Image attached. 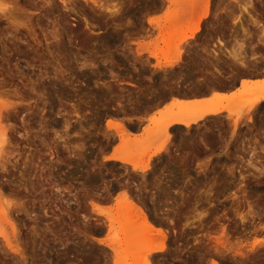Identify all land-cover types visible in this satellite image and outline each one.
Returning a JSON list of instances; mask_svg holds the SVG:
<instances>
[{
  "label": "rangeland",
  "instance_id": "1",
  "mask_svg": "<svg viewBox=\"0 0 264 264\" xmlns=\"http://www.w3.org/2000/svg\"><path fill=\"white\" fill-rule=\"evenodd\" d=\"M263 1L209 0L207 16L187 43H182V37L205 11L206 0L2 1L12 14L0 18V105L6 106L2 124L9 140L4 144L7 153L2 152L6 161L0 168V202L4 207L13 204L9 220L16 226V242L25 249V264H143L140 256L162 243L166 252L149 255L151 263L211 264V259H219L220 264H264V244L253 243L254 238H264V214L260 213H264V123L253 126L254 107L235 100L239 114L224 110L225 116L173 129L175 138L186 140L184 149L153 157L144 172L103 158L112 148L116 155L143 160L154 147L167 142L166 135L149 130L151 123L136 134L139 128L134 126L140 121L134 111L139 104H154L174 87L179 90V77L191 70L193 62L202 71L214 67L213 74L224 70L237 78L233 71L249 58L255 59L256 46L264 37ZM119 4L124 12L111 15ZM244 5L249 6L254 22L244 18L248 16L241 9ZM239 18H244L245 35ZM187 48L190 57L185 54ZM231 52L238 59H232ZM177 56V65H164ZM207 58L212 61L208 63ZM157 61L161 67L154 66ZM106 120L124 126L123 144L115 129L106 127ZM139 143L143 145L138 147ZM223 152L230 156L228 203L233 210L229 226L213 219L215 195L208 183L209 170L214 161L221 162L217 154ZM166 160L171 169L177 167L175 171L186 168L182 178H177L178 171L168 175L171 198L160 192L168 173ZM158 181L164 183L153 184ZM118 184L127 185L153 222L162 225L159 231L156 226L147 228L126 209L122 193L113 189ZM106 186L112 191L108 200L102 196ZM197 187L206 192H201L202 198H195ZM219 189L216 195L222 198ZM245 200H253L252 210L259 211L253 217L245 214L251 210L248 202L243 205ZM92 203L104 215L93 211ZM242 215L248 220L241 222ZM259 216L262 227L242 235L252 228L249 221ZM107 218L113 221L111 227ZM5 224L0 221V230L11 232ZM101 237L110 243H99ZM3 243L0 238V264H21ZM109 245L119 252L117 263Z\"/></svg>",
  "mask_w": 264,
  "mask_h": 264
},
{
  "label": "bare ground",
  "instance_id": "2",
  "mask_svg": "<svg viewBox=\"0 0 264 264\" xmlns=\"http://www.w3.org/2000/svg\"><path fill=\"white\" fill-rule=\"evenodd\" d=\"M3 0H0V18L1 17H6V19L7 18H9L10 17V15L12 14V11H11V9L10 8H8V7H6V5L2 2ZM61 1H63V0H61ZM93 1V3H96V0H92ZM133 0H130V2H132ZM129 2V3H130ZM260 2V1H259ZM264 2V1H263ZM121 3V2H120ZM129 3H128V5H129ZM250 3V2H249ZM122 4V3H121ZM121 4H119V6L118 7H116L115 8V10L111 13V15L115 12H119V11H123L122 10V6H123V4H122V6H120ZM209 0H206V3H205V11L201 14V15H199L198 16V19H197V21H196V23L195 24H193L192 26H190L189 28H188V33H185L184 35H183V37H182V43H187V41H189V40H191V39H193L194 38V35L196 34V32H198V30H199V21L202 19V18H204V17H206L207 16V14H208V10H209ZM264 7V6H263ZM249 8V6H246V5H244V6H242V10H243V13L245 14V15H248L247 16V18H246V16L244 17L245 19H250V20H252L253 22L255 21V18H253V15H252V13H251V11H250V9H248ZM125 9V8H124ZM112 11V10H111ZM124 12V11H123ZM242 13V14H243ZM243 14V15H244ZM9 15V16H8ZM110 15V16H111ZM117 16V15H116ZM113 17H114V15H113ZM243 18V19H244ZM243 19L241 18H239L236 22L237 23H240L241 24V29H242V32H243V34L245 35L246 33H247V28L245 27V25H244V23H243ZM245 21V20H244ZM148 22L149 23H152L153 22V20H152V18L151 19H149L148 20ZM235 22V20H234V23H236ZM87 24H89L88 22H87ZM85 40V39H84ZM204 40V39H203ZM206 40V39H205ZM219 43H222L220 40H219ZM199 45V44H198ZM187 47V46H186ZM200 47L203 49V52H204V49H205V47H204V44H201L200 45ZM189 51H188V50ZM186 50H187V52L185 53V54H187V55H189V53H190V48H187ZM206 50V49H205ZM220 50V49H219ZM202 51V50H201ZM216 51V50H215ZM226 51V50H225ZM208 52H209V49H208ZM213 52H214V50H213ZM212 52V53H213ZM202 53V52H201ZM230 53V52H229ZM208 54V53H207ZM214 54H215V52H214ZM218 54V53H217ZM191 55V54H190ZM190 55H189V57H190ZM202 55V54H201ZM209 56H210V54H208ZM212 55V54H211ZM216 55V54H215ZM152 56L153 57H155V58H157V54H152ZM231 57H232V59L234 58V59H236L238 56L235 54V52L234 53H232L231 52V55H230ZM206 57H207V55H206ZM211 57V56H210ZM215 57V56H214ZM203 58V57H202ZM209 58H207V59H205L206 61L208 60ZM211 59V58H210ZM210 59H209V62L208 63H210ZM238 59V58H237ZM157 60V59H156ZM203 60V59H202ZM215 60H216V58H215ZM211 61H212V59H211ZM178 62H180V56H177V57H174V58H171V59H167L164 63V65L165 66H167V67H174V65H177V63ZM217 62V61H216ZM157 63V64H156ZM156 63H154V66H159V67H161V64H160V62L159 61H157ZM212 63H214V62H211V64ZM253 63H255V62H253ZM252 64V63H251ZM112 65V64H111ZM214 65V64H213ZM215 65H217V64H215ZM166 67V68H167ZM113 69V68H112ZM170 69V68H169ZM250 69V68H249ZM197 70V69H196ZM195 70V71H196ZM110 71V70H109ZM197 71H199V70H197ZM221 71V72H220ZM219 72H220V74L221 75H223L222 73H224V71L223 70H220ZM223 71V72H222ZM233 71V70H232ZM241 71V70H240ZM243 71V70H242ZM250 71H252V70H250ZM248 72V70H247V72L248 73H250L251 74V72ZM256 71V70H255ZM254 71V72H255ZM219 72L217 73V74H219ZM234 72V71H233ZM244 72V71H243ZM242 72V74H244ZM257 72V71H256ZM191 73V72H190ZM206 73V72H205ZM245 73H246V70H245ZM259 73V72H258ZM165 74V73H164ZM200 74V73H199ZM199 74H196V75H199ZM211 74V73H210ZM234 74H236V73H234ZM241 74V73H240ZM239 74V75H240ZM256 74V73H255ZM264 74V73H263ZM110 75H114V74H111V71H110ZM191 75V74H190ZM203 75V74H202ZM224 75H225V73H224ZM246 75V74H245ZM189 76V75H188ZM204 76V75H203ZM205 76H210L209 75V73H208V75H206L205 74ZM204 76V77H205ZM215 77H216V75H214ZM218 76V75H217ZM236 76H238V75H236ZM113 78H114V76H112ZM111 77V78H112ZM203 77V78H204ZM228 77L230 78V76L228 75ZM190 78H192V77H190ZM210 78H211V76H210ZM224 78H226V77H224ZM188 80H189V77L187 78ZM193 79V78H192ZM204 79H208V78H204ZM174 80H177V79H174ZM187 80V81H188ZM200 80V79H199ZM203 80V79H202ZM202 80H200L201 82H203V83H201V82H199L198 83V80H197V82H194V87H195V85H197V83L199 84V86H196L195 88L193 87V90L194 89H196V91H197V89H199L200 91H201V89L203 90V89H205V88H212L213 90L215 89V87L217 88V86H221L222 88L223 87H225V86H227L228 87V82L227 81H225V79H222V78H219V77H217V79L216 78H213V79H211V81H210V83H208V82H205V84H204V81H202ZM210 79H208V81H209ZM226 80H228V79H226ZM173 81V80H172ZM189 81H191V80H189ZM207 81V80H206ZM96 82H99V81H96ZM175 82V81H174ZM191 82H193V80L191 81ZM196 83V84H195ZM84 84V83H83ZM188 84V83H187ZM187 84L185 85V86H187ZM190 84V83H189ZM192 84V83H191ZM176 85H177V83H176ZM181 86V85H180ZM180 86H178V87H180ZM191 86V85H190ZM189 86V87H190ZM193 86V85H192ZM109 87V86H108ZM173 87H174V85H173ZM205 87V88H204ZM174 88H177V87H174ZM174 88H172V90H174ZM190 88H192V87H190ZM111 89V88H110ZM181 88H179V90H180ZM227 89V88H226ZM109 90V89H108ZM170 90V89H169ZM172 90H170V91H167L168 92V94L166 95V96H162V97H160V98H158L159 100H156L155 102H154V104L152 103L151 105L150 104H148L147 105V103L145 104V105H141L140 106V104L138 105V107H136L135 109H136V111H134L135 113H136V119L138 120V121H140V123H142V119H144V116H145V114L152 108V107H154V106H156V105H158L159 103H161V101H163L164 99H166V97L167 96H169V95H171V94H174L173 93V91ZM176 90V89H175ZM187 90V89H186ZM189 90H191V89H188V91ZM217 90V89H216ZM224 90V89H223ZM111 92V91H110ZM198 92V91H197ZM163 95V94H162ZM148 96V95H147ZM215 97L213 98V100H211V101H209V102H207V103H205V104H203V105H198V104H195V105H193V104H191V103H188V102H182V101H178V100H174L173 102V106H176V107H178V109L177 110H174V109H168V110H166L165 112H161L160 113V117H151L150 119H149V121H150V123L152 124V126L149 128V130H151V132H153V133H156V134H158V133H163L164 135H166L167 136V139H166V143L165 142H163V143H161V144H159L158 146H156V147H154L153 149H152V152L146 157V159H143V160H135V159H137V158H129L128 156H125V155H121V154H117L116 155V153H113L112 155H110V156H104L103 158H104V160H114V161H119V162H123V163H126V164H128V165H130L131 167H132V169L133 170H138V171H146V170H148L149 169V161H151V159L153 158V157H155V156H157V155H159V154H167V153H169L171 150H178V151H180V150H182V149H184V145H185V142H186V140H183L182 139V137L181 136H177L176 138H175V134H173L172 133V130L173 129H175V128H177V127H175V128H171V126H173V125H182V126H185V127H189L191 124L193 125V124H196L199 120H201L203 117H206V116H208V115H215V114H218V113H220L222 110H226V111H228V113L229 114H233V113H235V115L236 114H239V111H237V110H239V107L236 105V103L238 102V101H242L241 102V104H245L246 106H248L249 108H253V107H255L260 101H262V100H264V82H262V83H251V82H249V81H247V80H241V89L237 92V93H235V94H232L231 95V97L230 98H228V100H229V102H228V105L226 104V105H224L223 103H222V101L223 100H227V96L225 97V95H220V94H216L215 93V95H214ZM140 97V96H139ZM148 99H149V97L146 99L147 100V102H148ZM58 100H60V99H58ZM139 100V99H138ZM235 100L237 101V102H235ZM233 101V102H232ZM230 102H232V105H234V106H232L231 104H229ZM61 103V102H60ZM135 103V102H134ZM61 105V104H60ZM236 105V106H235ZM238 105H240V104H238ZM50 106H52V105H50ZM136 106V105H135ZM245 106V107H246ZM5 108H6V106L5 105H0V152L2 153V152H6L5 151V149H6V147L4 148V144L5 143H9V140H8V136H7V129L4 127V125L2 124V122H3V120H2V118H3V111H5ZM51 108V107H50ZM235 108H238V109H235ZM52 109V108H51ZM51 109H49V111L51 112L52 110ZM176 109V108H175ZM241 109H242V107H241ZM58 110V109H57ZM125 110V109H124ZM121 111H123V110H121ZM58 112V111H57ZM125 112V111H124ZM123 112V113H124ZM49 113V112H48ZM140 115H138V114ZM59 114V113H58ZM107 115V114H106ZM133 116H134V114H133ZM134 116V117H135ZM139 116V117H138ZM133 117V118H134ZM132 118V117H131ZM132 118V119H133ZM131 119V120H132ZM136 119H134V121L136 120ZM130 120V119H129ZM132 122H133V120H132ZM236 122H237V119H235V122H234V125H236ZM130 123V122H129ZM140 123H138L137 122V124L134 126V124H132L131 123V126L133 125L134 126V130H136V129H138L141 125H140ZM66 124V123H65ZM128 124V123H127ZM130 125V124H129ZM106 127L108 128V129H115L116 130V132H117V134H118V136H119V138H120V142H121V144H123L125 141H126V137H127V132L125 131V128H124V126H122L121 124H119L118 122L116 123H114L113 121H111V120H106ZM128 127H130V126H128ZM171 128V129H170ZM174 132V131H173ZM113 134V133H112ZM115 135V134H114ZM159 137V136H158ZM120 144V145H121ZM141 145H143V143H139L138 144V147L139 146H141ZM101 149V148H100ZM175 152V151H174ZM0 153V168H4V163L2 162V160L3 161H6V159H4V156H5V154L7 153H2L1 154ZM171 153V152H170ZM176 153V152H175ZM161 154V155H162ZM169 155H171V154H169ZM179 156H180V154H179ZM168 157V156H167ZM170 157V156H169ZM173 157V156H172ZM171 158V157H170ZM183 159H184V157H183ZM183 159H181L182 161H183ZM167 161V160H166ZM172 161V160H171ZM185 161V160H184ZM183 161V162H184ZM169 162H170V160H169ZM169 162L167 161L166 162V165H164V166H166V167H168L166 170H168V173L166 172L165 173V177H164V179H165V183L164 182H162V183H164L165 185H164V187L163 188H161V190H160V192H162L163 194H164V198H169L170 197V195H171V193H170V191L169 190H171V189H167V187L168 188H170L172 185L171 184H169L168 182L171 180L169 177H168V175H170L171 173H175V172H177V178H182L181 177V175H185V173H183V171H185V169H181V168H179V169H177V171H175V167H173L174 169H171L170 168V164H169ZM181 162V161H180ZM182 162V163H183ZM172 163V162H171ZM224 163H226L225 161H223V164ZM165 164V163H164ZM183 164H185V162L183 163ZM179 165H180V163H179ZM178 165V166H179ZM225 165V164H224ZM163 166V167H164ZM181 166V165H180ZM177 168V167H176ZM212 168V167H211ZM163 169V171H164V169L165 168H162ZM161 170V169H160ZM212 170V169H211ZM231 170V169H230ZM162 171V170H161ZM161 171H159V172H161ZM210 171V170H209ZM215 172V171H214ZM173 173V174H174ZM183 173V174H182ZM176 174V173H175ZM208 174V173H207ZM206 174V175H207ZM154 175V174H153ZM164 175V174H163ZM172 175V174H171ZM170 175V177H172ZM209 175V174H208ZM175 176V175H174ZM214 176V175H213ZM212 176V177H213ZM155 177H157V176H155ZM176 177V176H175ZM203 177V176H202ZM162 179H163V177H161ZM160 178V179H161ZM191 178V177H190ZM206 178V177H205ZM210 178V177H209ZM208 178V179H209ZM160 179H158V180H160ZM184 179H186V177L184 178ZM194 179H196V178H194ZM202 179V178H201ZM200 179V180H201ZM217 179V178H216ZM177 180V179H176ZM179 180V179H178ZM203 180V179H202ZM173 181V180H172ZM174 181H175V179H174ZM173 181V182H174ZM182 181H183V179H182ZM177 182V181H176ZM179 182V181H178ZM177 182V183H178ZM184 183H185V180L183 181ZM199 181H197V183H198ZM214 182V181H213ZM161 181H158L157 183H154L153 182V184H155L156 186H158V185H160L161 186ZM180 183H181V181H180ZM237 183V182H236ZM174 184V183H173ZM195 184H196V181H195ZM213 184V183H212ZM235 184V183H234ZM171 185V186H170ZM191 185V184H190ZM238 185H240V184H238ZM117 186V185H116ZM159 186V187H160ZM170 186V187H169ZM194 186V185H193ZM237 186V185H236ZM173 187V186H172ZM171 187V188H172ZM197 188H200V187H197ZM209 188H211L210 190L212 191V188L213 187H211V184H210V186H209ZM239 188V187H238ZM243 188V187H242ZM106 194H104V195H102L105 199H110L111 198V194H112V191H111V189L109 188V187H107L106 186ZM113 189L116 191V194H118L119 192H121L122 193V195H123V197L125 198V200H126V205H125V207H126V209L128 210V211H131L132 213H135L137 216H138V218L142 221V223L147 227V228H149V229H152V230H155L154 229V227L156 226L157 228H156V230L157 231H159V229L162 227V225H160V224H155L154 222H153V219L150 217V216H152V215H150V213H149V211L144 207V206H142L141 205V201L140 200H138V198L136 197V196H134L132 193H131V191L129 190V188L127 187V185H120V184H118V186L117 187H113ZM237 189V188H236ZM241 189V188H240ZM173 190V189H172ZM220 190V189H219ZM222 190V189H221ZM246 190V189H245ZM177 191V190H176ZM176 191L174 192V193H176ZM197 191H198V189H197ZM203 190H201V188H200V191L199 192H197V194L198 195H196V197L195 198H197V197H199V196H204L201 192H202ZM209 191V190H208ZM210 191V192H211ZM218 191V190H217ZM216 191V192H217ZM247 191V190H246ZM158 192V191H157ZM178 192V191H177ZM182 192L183 191H181L180 192V194H181V198L182 197H184L183 196V194H182ZM209 192V193H210ZM219 192V191H218ZM159 193V192H158ZM161 193V194H162ZM184 193V192H183ZM203 193L205 194L206 192H204L203 191ZM248 193V192H247ZM247 193H245V194H247ZM95 194H97V193H95ZM177 194V193H176ZM207 194H208V192H207ZM211 194V193H210ZM217 194V193H216ZM243 194V193H242ZM249 194H251V193H249ZM101 194H99V196H100ZM156 194H155V192H152V195H151V199L154 201V196H155ZM160 195V194H159ZM185 195H187V194H185ZM213 195V194H212ZM248 195V194H247ZM95 196V195H94ZM98 196V195H97ZM96 196V197H97ZM98 196V197H99ZM162 196V195H161ZM202 196H201V198H202ZM208 196V195H207ZM211 196V195H210ZM230 196H231V194H230ZM172 197V196H171ZM170 197V198H171ZM173 197H174V195H173ZM248 197H249V195H248ZM248 197H246V198H248ZM103 198V199H104ZM200 198V197H199ZM213 198V197H212ZM242 198H243V196H242ZM241 198V199H242ZM183 199V198H182ZM237 199V198H236ZM240 199V198H239ZM238 199V200H239ZM240 199V200H241ZM250 199V198H249ZM166 200V199H165ZM167 200H169V199H167ZM166 200V201H167ZM172 200V199H171ZM198 200V199H197ZM201 200V199H200ZM3 201V200H2ZM237 201V200H236ZM258 201V200H257ZM263 201V200H262ZM6 202L7 203H9V201H5V204H6ZM172 202H174V201H172ZM176 202V201H175ZM195 202H196V200H195ZM199 201H197V203H198ZM196 203V204H197ZM244 203H245V201H244ZM15 204L16 203H14V206H15ZM232 204V203H231ZM243 204V203H242ZM250 204H251V202L249 203L248 202V205H249V209H251L250 211L249 210H247V211H249L248 213H245V214H247L248 216L250 215L251 217H253V214L255 215V213L257 212H259V211H256V209H254V210H252V205L250 206ZM92 205V208H93V211L94 210H96V211H99L101 214L104 212L102 209H100L96 204H94V203H92L91 204ZM241 205V204H240ZM243 205H245V204H243ZM243 205H241V206H243ZM246 205H247V203H246ZM247 205V206H248ZM7 207H4L2 204H1V202H0V221L2 222V224L4 225L5 223H7V224H5L6 226L7 225H9V226H7V229H8V227L11 229H9L11 232H9V233H11V234H9L8 232L7 233H5V231L4 230H0V238H2V240H3V244H4V246H6L12 253H14V254H17L18 256H19V258L21 259V264H25V262H26V259H27V256H25L26 254V252H24V248L22 247V248H20L19 247V245H18V240H17V242H16V240H15V238H17L18 237V235H17V231H15V227L16 226H14V224L9 220V215H10V212L12 211V208H13V204H11V205H9V204H7L6 205ZM10 206V208H8ZM233 207V206H232ZM238 207V206H237ZM251 207V208H250ZM256 207V206H255ZM263 207V206H262ZM243 208H245V207H243ZM261 208V207H260ZM173 209H175V208H173ZM172 208H171V210H173ZM262 209V208H261ZM261 209H259V210H261ZM166 210H168V209H166ZM231 210H233V209H231ZM241 210V209H240ZM178 211V210H177ZM212 211H213V209H212ZM234 211H235V208H234ZM233 211V212H234ZM237 211V210H236ZM263 211V210H262ZM239 212V211H238ZM237 212V213H238ZM251 212V213H250ZM178 213V212H177ZM177 213H175V214H177ZM235 213V212H234ZM260 213L261 214H264V213H262L261 211H260ZM233 214V213H232ZM103 215H104V213H103ZM214 215V214H213ZM257 215V214H256ZM260 215V214H259ZM174 216V215H173ZM237 216V215H236ZM248 216H246V215H242L240 218V220H241V222L242 221H246V219L248 218ZM202 217V216H201ZM201 217L199 218V220L201 219ZM214 217H216V216H214ZM220 217V216H219ZM219 217H217V218H219ZM223 217V216H222ZM262 217V216H261ZM264 217V216H263ZM216 218V219H217ZM173 219V218H172ZM171 219V220H172ZM198 219V218H197ZM253 219V218H252ZM107 220L110 222L107 226L108 227H111L112 226V220L111 219H109V218H107ZM107 220H106V222H107ZM171 220H169L170 222H171ZM213 220V219H212ZM219 220V219H218ZM248 220V219H247ZM3 222H5V223H3ZM158 222V221H157ZM156 222V223H157ZM224 222V221H223ZM248 222V221H247ZM246 222V223H247ZM162 223V222H161ZM168 223V222H167ZM173 223H174V221H173ZM215 223H217V220H216V222ZM264 223V222H263ZM218 224H220V223H218ZM250 224V223H249ZM174 225V224H173ZM221 226V225H220ZM246 226V225H245ZM241 228V227H240ZM245 229V228H244ZM254 230V229H253ZM4 231V232H3ZM226 231V230H225ZM168 232V231H167ZM229 232V231H228ZM231 232V231H230ZM170 233V232H169ZM173 233V232H172ZM225 234H227V233H225ZM229 234V233H228ZM228 234L226 235V236H228ZM224 235V234H223ZM230 235V234H229ZM255 235V234H254ZM166 237V236H165ZM228 238V237H227ZM98 240V242L99 243H101V244H109L110 242H109V238H106V237H101V238H98L97 239ZM227 240V239H226ZM219 243H221V244H223L224 243V241H219V240H217ZM242 241V240H241ZM236 242H237V240H236ZM119 243V242H118ZM253 243H259V244H264V238H254V240H253ZM21 245H23V246H25V242L23 243L22 242V244ZM110 246V245H109ZM165 245H164V243H162V244H160V245H152L151 247H149L148 248V253L147 254H143V255H141L140 256V259H141V262H143V264H154V263H151L150 261H149V255H151V254H153V253H158V252H163V250H165ZM253 247H254V245H252V247L250 248V250H252L253 249ZM109 248H111V250L113 251V253H114V258H113V261L115 262V263H117L119 260L117 259V255L119 254V252L117 251V249H116V247L114 246L113 247V245H111ZM165 252H166V250H165ZM240 255H243V253L242 252H239V251H237ZM28 255V254H27ZM33 257V256H32ZM33 260V259H32ZM137 260L138 261H140L139 260V258H137ZM219 260V259H218ZM218 260H215V259H211V264H220L221 262H220V260H219V262H218ZM157 264V263H156Z\"/></svg>",
  "mask_w": 264,
  "mask_h": 264
},
{
  "label": "flooded vegetation",
  "instance_id": "3",
  "mask_svg": "<svg viewBox=\"0 0 264 264\" xmlns=\"http://www.w3.org/2000/svg\"><path fill=\"white\" fill-rule=\"evenodd\" d=\"M261 13H264V9L261 10ZM256 47L258 49H257V53H256L255 59L252 60L251 58H249V60L246 61V64L240 66V70L241 71L238 69L237 71H239V73H236L237 71H234V73H236L237 75H239L240 73L242 74V72L244 71L243 72L244 74H242V75H245V74H250V73H248L250 70H252V71H250L251 74H255V73L256 74H263L264 73V37L262 38V41L259 42ZM253 62H255V63H253ZM196 69L199 70V71H197ZM212 70H216V69L214 67H212ZM212 70H208V69L205 68L202 71V68H200L196 63L193 62V64L191 65V70H189V71H187L185 73H181V75L179 77V80H178L181 83L180 84L181 86L180 85H178V86H180L181 89H187L188 90V89H193L194 82H197V80H198V83H199V82H201L200 80L203 79L202 81H204V84H205V82L210 83L211 79H213V78H216L217 79V77L222 78V79H225V81H227V82H230V80H232L231 77L230 78L228 77V75L229 76L231 75L230 73L227 72V73H225V75H224V73H222L223 75H221L220 72L217 70V71H215V72H219V74L217 76V74H213L212 73L213 72ZM245 70H246V73H245ZM247 70H248V72H247ZM208 73L211 76V78H210V76L209 77L208 76H205V74L208 75ZM196 74H199V75H196ZM202 74L206 78H208L210 80L208 81V79H204L205 77ZM214 75H216V77ZM188 77H189V80H191V81L193 80V82L189 81L187 79ZM190 77H192L193 79L190 78ZM224 77H226V78H224ZM226 79H228V80H226ZM233 79H236L237 80V78H233ZM198 83H197V85H195V87L196 86H199L200 83L199 84ZM201 83H203V82H201ZM184 84L185 85L187 84V86H185ZM189 86L192 87V88H190ZM255 110L257 111V113H255L256 117L254 119L253 126L255 128L256 127L258 128L261 124L264 123V107L255 108ZM217 157L222 158V159H220L221 162L219 163V162L214 161L213 165L211 166L212 168H210L209 175H208V178L210 177L209 178V182H208L209 183V186L211 184V187H213L212 188V194L215 195L214 198H213L214 201L212 202L213 214H214L213 215V219L215 221L217 220V222H220V221H218V219L219 220H222V221H225L224 224L227 225V226H229V223L228 222L231 220V206L228 203V194H229L228 191H229L230 184H231V179H230V166H229L230 156L228 154H226V153L223 152V154H217ZM223 161L226 162V163H224L225 165L223 164ZM218 188L222 189V191H223V194H222L223 197L222 198H218V196L216 195V189H218ZM252 201L253 200H245L246 203L247 202H252ZM214 216H216V217H214ZM217 217H219V218H217ZM259 219H260V216L257 217V219H255V220L249 221V223L251 224V227L252 228L241 232V234L242 235H250V233L253 232V229H259V228H261L262 226H261V222L259 221Z\"/></svg>",
  "mask_w": 264,
  "mask_h": 264
},
{
  "label": "crops",
  "instance_id": "4",
  "mask_svg": "<svg viewBox=\"0 0 264 264\" xmlns=\"http://www.w3.org/2000/svg\"><path fill=\"white\" fill-rule=\"evenodd\" d=\"M152 16L153 14L150 15V17ZM236 73H239V71H237ZM241 80H247L251 83H262L264 82V74H246V75L240 74L238 75L237 80L232 79L230 80V82H228V87L225 86L222 88L221 86H217V88L215 87L214 90L212 88H205V87H204L205 89L203 90L201 89V91L197 89L198 92L196 91V89L194 90L191 89L189 91L186 89H180V90L176 89L173 91L174 94L167 96L166 99L161 101V103H159L158 105L152 107L145 114L144 119L142 120V124L139 127V131L136 132V134L138 135L142 134L144 129L150 125L149 119L151 117H157L161 112H165L166 110L171 108L173 106L174 100L188 102L193 105L195 104L203 105L213 100V98L215 97L214 96L215 93L220 94V95H225V97L227 96V99H228L231 97L232 94L237 93L241 89ZM261 107H264V100L260 101L254 108H261ZM226 114H227L226 111L222 110L218 114L208 115L206 117H203L200 121H210L216 117L225 116ZM179 126L180 125H173L171 126V128H175ZM114 133L117 135L116 130ZM113 153H114L113 149L111 148L108 152V156L112 155ZM109 161L119 162V161H114V160H109Z\"/></svg>",
  "mask_w": 264,
  "mask_h": 264
}]
</instances>
